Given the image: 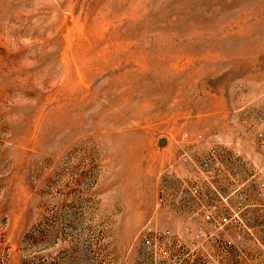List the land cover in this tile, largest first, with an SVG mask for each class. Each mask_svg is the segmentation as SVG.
Returning <instances> with one entry per match:
<instances>
[{
  "label": "rangeland",
  "instance_id": "1",
  "mask_svg": "<svg viewBox=\"0 0 264 264\" xmlns=\"http://www.w3.org/2000/svg\"><path fill=\"white\" fill-rule=\"evenodd\" d=\"M0 264H264V0H0Z\"/></svg>",
  "mask_w": 264,
  "mask_h": 264
}]
</instances>
